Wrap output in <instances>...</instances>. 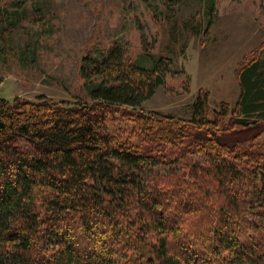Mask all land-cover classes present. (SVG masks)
I'll return each instance as SVG.
<instances>
[{
    "label": "trees",
    "instance_id": "16d2710c",
    "mask_svg": "<svg viewBox=\"0 0 264 264\" xmlns=\"http://www.w3.org/2000/svg\"><path fill=\"white\" fill-rule=\"evenodd\" d=\"M169 73L170 59L144 68L114 43L82 59L92 103L0 98V264H264V173L237 164L258 123H225L227 106L208 118L207 94L189 121L122 107L149 98ZM238 83V112L262 111L263 61L243 65ZM114 114L137 124L138 144L109 132ZM185 140L187 153L218 163L193 175L202 192L178 195L147 168Z\"/></svg>",
    "mask_w": 264,
    "mask_h": 264
},
{
    "label": "rangeland",
    "instance_id": "374dc122",
    "mask_svg": "<svg viewBox=\"0 0 264 264\" xmlns=\"http://www.w3.org/2000/svg\"><path fill=\"white\" fill-rule=\"evenodd\" d=\"M114 43L144 68L161 57L172 63V73L149 98L124 109L189 121L193 103L207 94L208 118L227 106L225 123L233 117L257 121L242 139L249 157L237 164L264 173V109L245 117L236 107L238 72L254 58L264 63V0H0V98L92 103L80 74L82 59ZM121 116L109 118V132L138 144L137 124ZM188 143L147 168L160 187H173L178 195L201 190L205 185L193 175L202 177L207 163H218L187 153Z\"/></svg>",
    "mask_w": 264,
    "mask_h": 264
}]
</instances>
